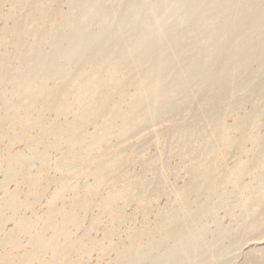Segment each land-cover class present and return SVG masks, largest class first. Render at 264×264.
Listing matches in <instances>:
<instances>
[{
    "label": "rangeland",
    "instance_id": "374dc122",
    "mask_svg": "<svg viewBox=\"0 0 264 264\" xmlns=\"http://www.w3.org/2000/svg\"><path fill=\"white\" fill-rule=\"evenodd\" d=\"M0 264H264V0H0Z\"/></svg>",
    "mask_w": 264,
    "mask_h": 264
}]
</instances>
